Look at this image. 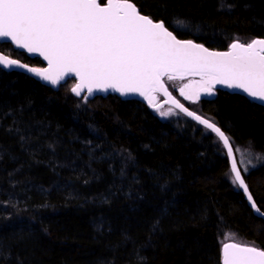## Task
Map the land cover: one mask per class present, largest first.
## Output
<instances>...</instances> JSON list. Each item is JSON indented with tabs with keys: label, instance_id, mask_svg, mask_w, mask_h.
<instances>
[{
	"label": "trees",
	"instance_id": "obj_1",
	"mask_svg": "<svg viewBox=\"0 0 264 264\" xmlns=\"http://www.w3.org/2000/svg\"><path fill=\"white\" fill-rule=\"evenodd\" d=\"M131 2L209 49L264 39V0ZM0 52L43 66L9 44ZM74 83L53 91L0 69V264H221L226 242L264 250V220L216 136L173 108L159 117L114 95L77 98ZM196 105L252 156L238 168L264 212V108L225 91Z\"/></svg>",
	"mask_w": 264,
	"mask_h": 264
},
{
	"label": "snow or ice",
	"instance_id": "obj_2",
	"mask_svg": "<svg viewBox=\"0 0 264 264\" xmlns=\"http://www.w3.org/2000/svg\"><path fill=\"white\" fill-rule=\"evenodd\" d=\"M5 38L17 48L39 54L47 67H29L6 55H0V66L25 69L52 85L74 75L77 83L71 91L77 96L84 89L89 94L111 89L122 96L139 95L159 111L156 96L162 94L165 103L223 142L233 183L264 217L242 178L229 137L210 119L189 111L164 82L165 78L186 80L179 93L191 102L199 101L202 94L213 95L216 85L264 101V39L235 40L227 51H210L192 40L178 39L163 21L141 14L131 0H0V39ZM170 114L172 108L160 111L161 116ZM221 264H264V250L226 242Z\"/></svg>",
	"mask_w": 264,
	"mask_h": 264
},
{
	"label": "water",
	"instance_id": "obj_3",
	"mask_svg": "<svg viewBox=\"0 0 264 264\" xmlns=\"http://www.w3.org/2000/svg\"><path fill=\"white\" fill-rule=\"evenodd\" d=\"M194 42V41H193ZM0 43L1 44H9L10 46H12V48L14 49V50H17V51H19V52H21V53H23L27 58H29V59H38V60H40L41 61V63H42V67H36V68H46L47 67V61H45L44 59H43V57H41V56H39V54H30V53H28L26 50H24V49H20V48H17L10 40H7L6 38L5 39H0ZM195 43V42H194ZM196 44H199V43H196ZM201 45V44H200ZM229 47V46H228ZM228 47H227V49H225V50H213V49H209L210 51H221V52H223V51H227L228 50ZM0 55H4L3 53H1L0 52ZM20 61V60H19ZM21 62V61H20ZM21 63H23V62H21ZM23 64H26V63H23ZM28 65V64H27ZM29 67H33V66H30V65H28ZM0 69L2 70V71H4V72H16V73H19V74H23V75H25V76H27V77H29V78H31V79H33L34 81H36V82H39L41 85H43V86H45V87H48V88H50L51 90H53V91H57L58 90V88H59V86L60 85H62V84H64L67 80H69V79H72V80H74L75 81V83H74V85L77 83V80H76V78H75V76L74 75H70V76H67L66 78H65V80H63V81H61L58 85H52L50 82H48V81H45V80H43V79H41L40 77H38V76H36V75H34L33 73H31V72H28V71H26L25 69H22V68H17V67H12V68H4L3 66H0ZM73 85V86H74ZM166 86V85H165ZM215 87H219L220 89H224V91L225 92H228V93H230V94H238V95H240V96H242L243 98H245L247 101H249L250 103H253V104H255V105H258V106H261V107H263L264 108V101H260V100H258V99H254V98H252V97H249L246 93H244V92H242L241 90H239V89H229V88H227L226 86H224V85H216ZM71 91V90H70ZM169 91V90H168ZM170 92V91H169ZM71 93L75 96V97H77V98H80V97H82V96H85L87 99H92V98H96V97H101V98H104V97H106V96H109V95H114V96H117L118 98H120L121 100H124V101H137V102H140V103H142V104H144L149 110H151V111H157L154 107H150L149 106V104H148V102L143 98V97H140L139 95H136V94H129V95H125V96H122L120 93H118V92H115V91H113V90H111V89H109V90H107V91H98V90H94L91 94H89L88 93V91H87V89H84L82 92H81V95L80 96H77V95H75L72 91H71ZM159 95H160V97H161V101L159 102V104H160V106L162 107V106H168V107H171V108H173L174 110H176L177 112H179L180 114H182L183 116H185L187 119H189L190 121H192V122H194L195 124H197V125H199V126H201V127H203V128H205L203 125H201V124H199L197 121H195L194 119H192L191 117H189V116H187V115H185L184 113H182V112H180V110L179 109H177V108H175L173 105H171L170 103H165V100H166V97H164L162 94H160V93H158ZM173 96V95H172ZM213 95H207V94H202L201 95V98L202 97H204V98H211ZM174 97V96H173ZM175 98V97H174ZM176 99V98H175ZM177 100V99H176ZM182 104V103H181ZM160 107V108H161ZM187 108V107H186ZM189 111H191L190 109H189ZM197 114V113H196ZM197 115H199V114H197ZM206 129V128H205ZM208 130V129H207ZM208 131H210V130H208ZM211 132V131H210ZM212 133V132H211ZM214 136H216V134L215 133H212ZM216 138L219 140V138L216 136ZM220 141V140H219ZM220 143H221V145H222V147H223V149H224V151H225V153H226V156H227V150L224 148V146H223V142L222 141H220ZM235 158V157H234ZM227 161H228V165H229V169H230V167H231V165H230V161H229V159H228V156H227ZM230 172H231V170H230ZM231 175H232V173H231ZM233 177V176H232ZM237 185V187H238V189H239V191L241 192V194L243 195V197H244V199H245V201H246V204H247V206L249 207V209L252 211V213H253V215L255 216V217H257V218H260V219H262V220H264V217H261V216H258L257 215V213L255 212V210L251 207V204H250V202L248 201V199H247V195L244 193V191H243V189H241L240 187H239V185L238 184H236ZM227 243H232V242H227ZM221 248H222V246H221ZM220 255H221V250H220Z\"/></svg>",
	"mask_w": 264,
	"mask_h": 264
},
{
	"label": "rangeland",
	"instance_id": "obj_4",
	"mask_svg": "<svg viewBox=\"0 0 264 264\" xmlns=\"http://www.w3.org/2000/svg\"><path fill=\"white\" fill-rule=\"evenodd\" d=\"M198 79V77H197ZM187 81H167V83L170 85V87L172 88L173 91H175V94H172L180 103H182L185 107H187L188 109L192 110V111H198V106L196 105V102H191L188 100H185L183 96L180 95L179 93V86L183 83H186ZM167 84V85H168ZM159 101V98L156 97V102ZM169 108L163 107L160 108L159 111H155L156 115H158L159 117H163L160 115V111H167ZM247 150L245 149H234L233 150V154L234 157L237 161V165L238 167H240V169L242 170L243 173H247L249 171L250 168L254 167V162L252 160V156H250L249 153L246 152ZM254 157V156H253ZM257 158V157H254ZM260 161H264V158H257Z\"/></svg>",
	"mask_w": 264,
	"mask_h": 264
},
{
	"label": "flooded vegetation",
	"instance_id": "obj_5",
	"mask_svg": "<svg viewBox=\"0 0 264 264\" xmlns=\"http://www.w3.org/2000/svg\"><path fill=\"white\" fill-rule=\"evenodd\" d=\"M214 91L215 92H217V91H224V89H220L219 87L217 88V87H215V89H214ZM214 95V94H213ZM213 97V96H212ZM201 99V98H200Z\"/></svg>",
	"mask_w": 264,
	"mask_h": 264
}]
</instances>
